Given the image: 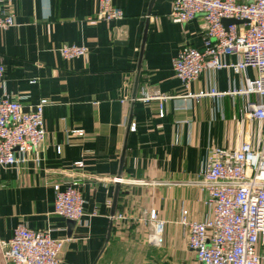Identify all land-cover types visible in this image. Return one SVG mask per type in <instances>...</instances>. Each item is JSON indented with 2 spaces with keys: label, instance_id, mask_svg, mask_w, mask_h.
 Segmentation results:
<instances>
[{
  "label": "crops",
  "instance_id": "0c3cea01",
  "mask_svg": "<svg viewBox=\"0 0 264 264\" xmlns=\"http://www.w3.org/2000/svg\"><path fill=\"white\" fill-rule=\"evenodd\" d=\"M174 1L114 0L124 18L106 22L97 16L99 0H0L17 24L0 29V96L26 111L47 102L42 162L0 168V242L24 224L64 241L62 264H200L180 220L183 211L190 221L207 218L208 193L196 182L210 150L246 141L259 148L264 123L249 117L258 96L237 93L256 78L250 68L206 70L183 88L173 62L184 46L205 49L206 23L201 16L173 23ZM64 45L88 54L65 60ZM214 88L224 95L187 97ZM157 92L170 98L142 100ZM71 183L86 201L80 221L54 212V186ZM153 210L165 224L158 246L149 241ZM119 214L127 218L113 219ZM258 251L264 255V246ZM0 264H7L1 248Z\"/></svg>",
  "mask_w": 264,
  "mask_h": 264
},
{
  "label": "built area",
  "instance_id": "2783aa9c",
  "mask_svg": "<svg viewBox=\"0 0 264 264\" xmlns=\"http://www.w3.org/2000/svg\"><path fill=\"white\" fill-rule=\"evenodd\" d=\"M97 16L99 20L112 22L123 19L124 13L114 5V0H99ZM200 16L206 23L205 49L182 47L173 62L175 75L189 91L206 70L232 69L240 75L249 68L254 70L256 78H246L244 88L237 93L258 96L259 101L249 103V117L264 123V0H175L169 14L175 24H186ZM225 20L235 23L226 25ZM16 25L15 16L0 3V29L7 31ZM59 52L65 60H71L86 56L88 49L64 45ZM233 54L239 61L229 63L226 57ZM4 77L5 66L0 63V86ZM223 95L214 88L210 92L188 93L187 97L198 101ZM169 98L157 92L142 100ZM46 104L43 100L26 111L20 102L0 96V168L21 166L31 158L42 162L37 153L47 136ZM160 115H164L162 104ZM74 133L83 135L81 131ZM57 152L61 154L62 148L58 147ZM199 178L196 185L208 193L207 218L202 222L190 221L188 211H183L180 220L198 263L264 264V255L258 251L259 246H264V133L259 148L246 141L233 151L211 149ZM54 190L55 214L80 221L85 216L86 201L77 183L64 190L57 184ZM114 218L127 217L119 214ZM150 221L155 228L149 241L158 246L165 224L157 221L154 210ZM63 246L64 241L53 239L51 231L33 230L24 224L16 227L9 241L0 242L7 264H62L59 256Z\"/></svg>",
  "mask_w": 264,
  "mask_h": 264
},
{
  "label": "water",
  "instance_id": "95a60500",
  "mask_svg": "<svg viewBox=\"0 0 264 264\" xmlns=\"http://www.w3.org/2000/svg\"><path fill=\"white\" fill-rule=\"evenodd\" d=\"M224 23L227 25L228 23L232 24V23H235L234 20H225ZM139 77L137 78L136 82H135V88H134V100H136L137 98V92H138V88H139ZM131 127H132V124H131V120H129V130H131ZM119 186V183H117ZM117 201V200H115ZM115 206H116V202H115ZM115 206H114V209H115ZM114 213V212H113ZM64 249V247L62 248V250ZM59 258L61 259V254L59 256Z\"/></svg>",
  "mask_w": 264,
  "mask_h": 264
},
{
  "label": "rangeland",
  "instance_id": "374dc122",
  "mask_svg": "<svg viewBox=\"0 0 264 264\" xmlns=\"http://www.w3.org/2000/svg\"><path fill=\"white\" fill-rule=\"evenodd\" d=\"M193 252V251H192Z\"/></svg>",
  "mask_w": 264,
  "mask_h": 264
}]
</instances>
